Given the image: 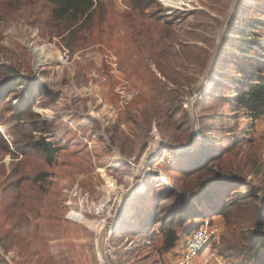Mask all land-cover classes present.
<instances>
[{
	"label": "rangeland",
	"instance_id": "374dc122",
	"mask_svg": "<svg viewBox=\"0 0 264 264\" xmlns=\"http://www.w3.org/2000/svg\"><path fill=\"white\" fill-rule=\"evenodd\" d=\"M95 1L106 11L104 24L80 35L70 49L61 37L51 35L53 6L44 0H0V9L13 7L6 15L0 12V66L16 68L32 82L45 84V91L35 95L33 112L51 129L44 139L60 147L56 162L46 166L37 150L26 157L21 146H15L21 135L10 114L0 123L5 135L0 133L11 149L0 156V264H104L97 247L98 227H105L109 214L122 207L121 195L138 180V168L159 142L190 145L188 92L206 70L233 0H178L183 5L174 7L159 0L145 17L134 12L129 1ZM236 14L204 95L193 103L198 151L186 156L161 145L146 167L143 193L137 196L146 193L152 197L173 187L176 197L163 204L165 209L191 191L196 178L187 176L185 170L193 169L191 161L200 152L217 157L210 164L224 177H242L264 191V118L251 123L241 106V94H236V89L243 90L244 79L252 76L250 66L264 64V0H243ZM250 20H259L261 25L252 28ZM244 30L257 36L248 40L259 47L250 59L239 53L248 48L243 45ZM107 57L116 61L109 62ZM112 63L117 64L118 73H113ZM116 74L139 92L125 108L119 107L115 94ZM9 101L15 107L19 104L16 97ZM104 101L111 110L104 108ZM40 138L35 134V141ZM18 163L17 193L10 195L7 189ZM75 184L88 195L87 221L68 218L65 191ZM17 195L19 202L7 209L6 200L13 203ZM229 195L230 199L240 198L247 195V189L231 188ZM106 198L110 199L107 207ZM211 206L209 200L199 203L200 215L209 213ZM122 211L124 216H117L111 239L115 250L109 257L112 264L179 260V255L160 252L161 238L141 232V220H131L134 212L125 218V208ZM21 216L28 223L20 225ZM223 228L208 247L221 248L224 237L240 243L239 230ZM182 239L185 252L189 238ZM218 251V257L208 264H231ZM200 256L196 264H204L198 262Z\"/></svg>",
	"mask_w": 264,
	"mask_h": 264
},
{
	"label": "trees",
	"instance_id": "16d2710c",
	"mask_svg": "<svg viewBox=\"0 0 264 264\" xmlns=\"http://www.w3.org/2000/svg\"><path fill=\"white\" fill-rule=\"evenodd\" d=\"M125 1L131 3L134 12L145 17L147 9L156 5L159 0ZM44 2L54 7L51 13L54 23L53 28H50L51 35L55 34L61 37L70 49L76 46L80 35L104 24L106 19L103 5L98 1L96 3L95 0H44ZM12 8L7 6L0 9V12H4L6 15ZM250 23L249 26L255 29L261 25L259 20H250ZM252 34L255 33L246 34L245 30L241 33L245 42L243 45L248 48H241L239 53L246 56L244 58L247 59H250L251 55H255V50L259 48L257 44L248 42V40L257 37ZM225 44L226 39L224 46ZM250 67L252 76L244 79L247 82L242 83L243 90L236 89V94H241V106L251 123L254 124L264 118V64L251 65ZM240 84L241 82L236 83L237 86ZM45 87L41 81L32 82L31 77L23 76L16 68L0 66V123H3L6 120V115L10 114L16 123L15 128L21 135L19 140L15 141V146H21L20 151L26 157L34 149L37 150L40 152L39 155L43 163L46 166H52L57 160L60 147L54 146L53 143L44 139L45 135L50 134L51 129L47 122L38 120L37 115L33 112L35 95L37 92H44ZM19 88L24 89L18 91ZM12 97L19 99V104L16 107L9 101ZM24 123L26 125H23ZM35 134L40 135V141H35ZM10 150V146L0 133V156L7 155ZM197 151L198 149L192 154ZM188 155L191 154H186V156ZM177 159L179 161L182 158L177 157ZM216 159L217 157L213 159L209 155V151L200 152L197 157L192 159L193 169H186L185 173L196 180L191 193H185V197H181V204L178 205L176 202V205L170 209L163 208L165 202L176 197L175 191L172 190L163 194L160 193L161 191H157V195L152 197L146 193L136 195L126 205L125 218L134 212L131 220H141V232H151L161 225L158 232L148 233V236L155 239L161 238L160 252L167 254L176 248L182 237L189 238L199 228L200 221L198 223L193 221L202 217L198 211L199 203L209 200L212 206L208 209L215 210L217 217L221 218L226 227L239 230L242 233L239 244L224 237L223 246L218 249L219 254L228 259L231 264H264V215H262L264 214V191L254 184L248 183L242 177H224L221 172L215 170L214 165L210 164ZM20 167L21 164H16V169L11 176L14 181L7 189L10 195L17 193L19 181L16 178L19 176ZM218 187L219 189H216ZM231 188H246L247 195L230 199L231 196H228V192ZM261 192L263 197L260 196ZM16 197L17 201L13 203L6 200L7 209L19 202L20 196ZM244 203H250V205L241 207ZM133 207L135 209H132ZM191 220L192 222L189 223ZM18 223L20 225L28 223L27 217H19ZM112 245L114 246V243Z\"/></svg>",
	"mask_w": 264,
	"mask_h": 264
},
{
	"label": "built area",
	"instance_id": "2783aa9c",
	"mask_svg": "<svg viewBox=\"0 0 264 264\" xmlns=\"http://www.w3.org/2000/svg\"><path fill=\"white\" fill-rule=\"evenodd\" d=\"M109 62L116 61L113 58L107 57ZM114 68L113 73H118L116 68L117 64L112 63ZM117 86L115 87V94L118 98V105L120 108H125L130 105V103L139 95V92L134 89L128 81H125L124 77H120L116 74ZM97 98L99 100V105L102 103V97L100 93L97 94ZM104 108H108L111 110V107L104 101ZM108 126V123L105 124ZM5 129L0 126V132L5 135ZM47 141V140H46ZM49 142V141H48ZM66 207L68 208V218L73 221H80L81 218L85 219L86 211H84L86 204L88 203V195L83 193V190L80 188L78 184H75L70 191L66 190ZM110 202V199L106 198L105 206L107 207ZM115 202L112 203V207H114ZM109 207L112 209V207ZM117 210V207H116ZM115 210L114 214H109L108 219L105 221V226L109 223H113L116 219ZM215 218V214L209 211L208 214L202 217V221L200 222L199 228L195 230V232L189 237L185 252L183 256L173 264H196L198 257L202 254V252L213 242H216L220 237L221 227L218 224L213 223V219ZM112 227L109 230L107 237L105 238L106 251L109 257L112 258L114 254V247L111 244L112 239ZM105 264V263H104Z\"/></svg>",
	"mask_w": 264,
	"mask_h": 264
},
{
	"label": "water",
	"instance_id": "95a60500",
	"mask_svg": "<svg viewBox=\"0 0 264 264\" xmlns=\"http://www.w3.org/2000/svg\"><path fill=\"white\" fill-rule=\"evenodd\" d=\"M242 1L243 0H233L229 11L227 12L224 19L221 22V26H220L219 31H218L217 42H216V45H215V47L211 53V57L207 63L206 70H205L204 74L202 75L200 82L193 89H191L188 92L187 112H188V116L190 119L191 144L187 147H181V146L179 147V146L172 145L168 141L159 142L157 147H155V149L153 150V152L147 156L146 160L150 156H152L155 152H158L161 145L167 146L168 148H170L173 151H176L178 154H182V155L192 154L194 151H196L198 149V131H199V128L197 127V123H196V119H195V105L193 103L191 104V101H193L197 97H202L204 95L203 94L204 84L206 81H208L210 79V77L212 75L213 69H214L216 62H217V58H218V56H219V54L223 48L227 31L231 27V25L234 21L236 12H237V10L240 6V3ZM145 162L143 163V165L141 167V169L143 171L142 174L144 173V171L147 167V163H145ZM144 177H145L144 174L138 176L137 182L140 181L141 183H143ZM163 182H166V181H164V178H163ZM166 186H169V185L166 184ZM170 190L174 191V188L170 187ZM137 192H138L137 187L132 186V188L127 193H125V195L123 197L124 201H123L122 207L118 211V215L121 214V218H122V216H124V211H122L123 208H126V205L133 199L134 196L137 195ZM181 202H182V200L180 199L178 204H181ZM209 211L211 212L212 210H209ZM117 216H116L115 221L112 224L109 223L108 225H106L104 232L100 234L99 245L101 244V242H103V241L105 242V238L108 235L109 230L112 227V225L117 224V219H118ZM101 254L103 255L102 251H101ZM103 258H104L103 260L105 263L108 262L106 264H112L110 262V258L108 256L103 255Z\"/></svg>",
	"mask_w": 264,
	"mask_h": 264
},
{
	"label": "crops",
	"instance_id": "0c3cea01",
	"mask_svg": "<svg viewBox=\"0 0 264 264\" xmlns=\"http://www.w3.org/2000/svg\"><path fill=\"white\" fill-rule=\"evenodd\" d=\"M141 193H143V192H141ZM209 211V210H208ZM207 211V212H208ZM212 212L215 214V218L213 219V223H215V224H218L219 226H221L222 227V230H224V223H223V221L221 220V218H219V217H217V215H216V211L215 210H213L212 209ZM208 214V213H207ZM205 215H206V213H205ZM202 218V217H201ZM195 223H198L199 221L201 222L202 221V219H197V220H193ZM192 222V220L191 221H189V223H191ZM224 224V225H223ZM161 228H160V226H157L156 228H154L153 229V231H151L150 232V234H152V233H155V232H158L159 230H160ZM188 238V237H187ZM184 240L183 239H181L178 243H177V246H176V248L175 249H173L172 251H170L167 255L168 256H174V257H176L177 255H179L178 257H179V259H180V257H182V252H184L183 251V247H184V245H185V242H183ZM184 243V244H183ZM186 247V246H185ZM209 249H205L204 250V252L202 253V255L200 256V258H199V260H198V262H200V263H204V264H208L209 263V261L210 260H212L213 258H217L218 256H217V251H218V249L216 250V249H214L213 247L211 248V247H208ZM168 258V257H167ZM173 260V259H172ZM172 260H169V264L171 263V264H173V263H175V261L177 260H175V261H172Z\"/></svg>",
	"mask_w": 264,
	"mask_h": 264
},
{
	"label": "bare ground",
	"instance_id": "6f19581e",
	"mask_svg": "<svg viewBox=\"0 0 264 264\" xmlns=\"http://www.w3.org/2000/svg\"><path fill=\"white\" fill-rule=\"evenodd\" d=\"M162 2L164 3V4H166L168 7H174V6H182L183 4H182V2H179L178 0H162ZM209 81V80H208ZM208 81H206L205 82V84H204V90H205V87H206V84H207V82ZM204 90H203V93H204ZM198 98V97H197ZM196 100V98L193 100V101H191V104L192 103H194V101ZM151 158H152V156H150L147 160H146V162L145 163H147V166L149 165V163L151 162ZM146 170V169H145ZM142 169H141V167L140 168H138V173L136 174V179L138 178V176H140V175H143L144 174V176H148V172L147 171H144V173L142 174ZM145 180V179H144ZM160 180V179H159ZM133 186H136L137 187V194H139V193H141L142 192V189H143V185H144V182L143 183H141L140 181H136L135 180V182L132 184ZM130 190V188L128 189V190H126L121 196H124L125 195V193H127L128 191ZM84 218H81L80 219V222L83 220ZM86 220V219H85ZM87 221V220H86ZM96 224L97 226H99V225H102L101 223H98V222H93V224ZM116 226H117V224L115 225V227L112 229V235H113V232L115 231V228H116ZM98 228H100L101 229V231H100V233H103L104 232V229H105V227H98ZM97 229V228H96ZM107 237V236H106ZM104 241L103 242H101V244L99 245V240H97V247L99 248V252H100V254H101V251H102V253H103V255L104 256H108L109 257V255H108V253H107V251H106V253H105V248H104ZM106 246V245H105ZM103 255L101 254V256H102V258H103ZM104 259V258H103ZM106 263H108V262H106Z\"/></svg>",
	"mask_w": 264,
	"mask_h": 264
}]
</instances>
